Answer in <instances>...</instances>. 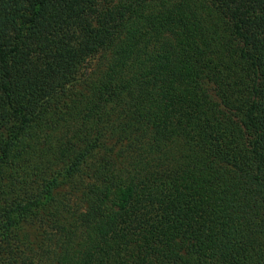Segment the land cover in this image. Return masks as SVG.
Returning <instances> with one entry per match:
<instances>
[{
	"label": "trees",
	"instance_id": "obj_1",
	"mask_svg": "<svg viewBox=\"0 0 264 264\" xmlns=\"http://www.w3.org/2000/svg\"><path fill=\"white\" fill-rule=\"evenodd\" d=\"M0 264H264V0H0Z\"/></svg>",
	"mask_w": 264,
	"mask_h": 264
}]
</instances>
